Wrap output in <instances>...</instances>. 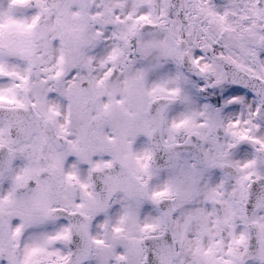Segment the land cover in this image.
Listing matches in <instances>:
<instances>
[{
	"label": "snow or ice",
	"instance_id": "snow-or-ice-1",
	"mask_svg": "<svg viewBox=\"0 0 264 264\" xmlns=\"http://www.w3.org/2000/svg\"><path fill=\"white\" fill-rule=\"evenodd\" d=\"M0 264H264V0H0Z\"/></svg>",
	"mask_w": 264,
	"mask_h": 264
}]
</instances>
